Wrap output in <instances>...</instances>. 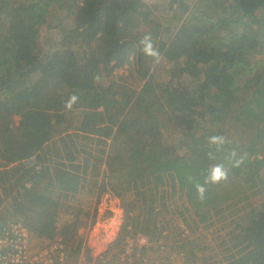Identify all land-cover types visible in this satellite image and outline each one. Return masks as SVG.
Wrapping results in <instances>:
<instances>
[{
    "label": "trees",
    "instance_id": "obj_1",
    "mask_svg": "<svg viewBox=\"0 0 264 264\" xmlns=\"http://www.w3.org/2000/svg\"><path fill=\"white\" fill-rule=\"evenodd\" d=\"M55 3L64 5L73 21L38 57L42 27ZM169 9L177 27L165 40V25L145 0H0L4 220L19 218L35 240L62 238L78 252L79 215L61 225L58 218L91 183L96 197L110 192L125 205L119 241L143 233L151 242L164 231H151L153 205L165 200L169 187L183 193L185 207L199 215L196 228L187 225L195 234L200 222L214 225L210 219L225 210L227 198L221 201L222 181L206 185L201 201L187 177L203 183L211 164L230 167L233 149L246 160L231 168L228 179L240 186L243 176L246 187L264 191V62L257 59L264 49V0H170ZM148 33L161 58L192 77L193 86L152 79L153 58L150 62L139 44ZM133 62L145 78L140 89L117 80L108 86L99 82ZM35 71L40 76L33 81ZM74 93L79 99L68 109L65 102ZM169 110L189 129L183 134L187 154L180 153L182 144L163 141L167 124L160 114ZM231 124L241 129V141L229 137ZM197 128L200 135L193 132ZM213 134L230 143L210 160L207 153L214 149L207 138ZM238 229L244 246L230 264H264V204Z\"/></svg>",
    "mask_w": 264,
    "mask_h": 264
},
{
    "label": "rangeland",
    "instance_id": "obj_2",
    "mask_svg": "<svg viewBox=\"0 0 264 264\" xmlns=\"http://www.w3.org/2000/svg\"><path fill=\"white\" fill-rule=\"evenodd\" d=\"M145 1L155 6V17L165 25L163 38L165 40L170 39L172 35H174L177 27V21L171 17L172 11L169 9L170 0ZM191 1L193 0H189L190 3ZM218 7L219 5H216V8ZM213 8L214 7H210L208 11L211 12ZM72 21L73 17H71V14L64 5L55 3L51 6L50 13L47 15V22L42 27V34L38 43V57L44 56L47 46H54L52 40L59 39L60 32L68 29ZM257 59L264 62V49L263 54L259 55ZM148 60L151 62V57H149ZM151 68L150 73L155 82H162L174 78L176 82L180 83L181 87L186 85L193 86L191 83L193 81L192 77H184L183 74H178L176 68L168 64L164 58H161L158 63L153 61L151 63ZM255 68L256 67H254L253 70ZM39 76L40 74L38 71H35L31 75V78L35 81ZM115 80L118 82H125L132 89L138 90L145 78L139 76L137 64L133 62L122 68L115 69L110 76L100 79L99 82L104 86H108ZM160 117L163 118L167 124L163 129V134H161L164 143L182 144L179 151L181 154H187V145L184 146L183 144V140H186L183 134L185 131L189 130L187 125L183 126L179 121L177 122V112L173 110H169L167 115L161 113ZM18 119V117L15 118L17 122ZM240 131V128H236L235 125L231 124L228 130L229 137L241 141ZM193 132L200 135L201 130L197 128ZM107 143L111 144V139H108ZM98 147L99 146L95 148L97 149ZM107 149L108 145L106 150ZM96 151H98V149ZM257 153L261 154L259 152ZM254 157L255 155L253 154L251 158ZM243 179V176L240 180L237 179V182L241 183L240 186H238L233 179L222 182L219 192L222 196L221 201L222 198L224 200L227 198L222 205L225 210L219 214V217L215 218L214 216L210 219L214 225L209 224V221L205 223L200 222L198 226L199 231L195 234L189 233L190 229L187 225L196 228L194 226L196 225V221L199 220V215H196L192 208L188 210L187 207H185L184 201L186 198L183 193L179 191L172 193L173 190L171 188L165 187L167 189H165V200L162 201L163 205L160 201L154 203L153 211L155 212V216H153V221H151V231L157 232L159 227L161 230H164L163 235H155V238H152L151 242L149 241L151 246H154V249L144 251V254L151 259L161 260L163 264H192V262L196 264H230V261H233L235 256H239L237 250L244 246V243H242L244 238L240 235L238 224H240V226L246 224L247 214L249 212L258 211L264 204V191L257 192L255 190L257 187L254 188V186L251 187L250 185L246 187L245 185L247 184H242L241 182ZM0 185H3V182L0 181ZM240 187L244 189L241 191ZM96 195L93 184L88 183L81 192L77 193L74 198L68 202V207L66 205L61 209L58 220L59 225H61L63 222L70 221L76 218V215H79V225H81L79 228L81 229L80 233L84 234L88 230L87 226L91 220L90 218H95V224L94 222L92 223L95 228L93 226L89 236L91 234V239H96V243L92 241V244L101 246L103 243L101 233L105 231L99 226L109 217L118 218L123 224L125 216L123 206L125 205L121 204L120 199L110 192L103 193L100 197H96ZM3 206L5 209V204ZM158 208H160V210H158ZM3 212L4 210H0V223L4 220ZM12 218L19 219L16 217ZM97 234H99V238ZM37 241L41 242V240H35L39 245ZM163 246H166V248ZM191 251L196 255H192ZM231 256L233 257L230 258Z\"/></svg>",
    "mask_w": 264,
    "mask_h": 264
},
{
    "label": "built area",
    "instance_id": "obj_3",
    "mask_svg": "<svg viewBox=\"0 0 264 264\" xmlns=\"http://www.w3.org/2000/svg\"><path fill=\"white\" fill-rule=\"evenodd\" d=\"M90 219L87 232L78 234L81 243H77L78 252L72 251L62 238L38 239L41 240L37 241L38 245L24 221L15 218L3 220L0 224V264H163L161 260L144 254L142 248L151 246V243L143 233L118 240L122 227L118 218L106 219L99 226L105 231L101 233L103 243L101 246L92 244L96 239L92 240L89 233L96 219ZM97 236L99 238V234Z\"/></svg>",
    "mask_w": 264,
    "mask_h": 264
},
{
    "label": "clouds",
    "instance_id": "obj_4",
    "mask_svg": "<svg viewBox=\"0 0 264 264\" xmlns=\"http://www.w3.org/2000/svg\"><path fill=\"white\" fill-rule=\"evenodd\" d=\"M139 44L141 47V51L145 55L152 57L153 61L156 63L160 61L161 54L159 50L154 46L150 33L142 36ZM78 99L79 97L77 94H72L65 102L66 108L71 109L73 104H75ZM207 143L210 146V149H214V151L210 150L207 153L208 158L210 160H215V152L221 151L226 144L230 143V141L225 135L213 134L207 138ZM228 160L230 161V167L226 166V164L223 162L211 164L205 170L203 183H200L195 179V177L191 175L187 177L189 183H193L194 187L196 188L198 199H200L201 201L205 199V193L207 191L206 185L219 184L222 181L226 182L229 178L231 168H239L244 164L246 160V154H239L235 149H233L229 154Z\"/></svg>",
    "mask_w": 264,
    "mask_h": 264
},
{
    "label": "crops",
    "instance_id": "obj_5",
    "mask_svg": "<svg viewBox=\"0 0 264 264\" xmlns=\"http://www.w3.org/2000/svg\"><path fill=\"white\" fill-rule=\"evenodd\" d=\"M79 232H81V229L78 230V234H79Z\"/></svg>",
    "mask_w": 264,
    "mask_h": 264
}]
</instances>
